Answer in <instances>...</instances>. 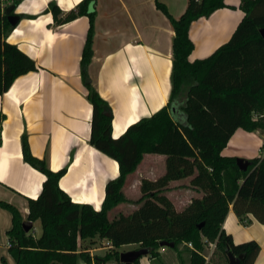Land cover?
Here are the masks:
<instances>
[{"label": "trees", "instance_id": "trees-1", "mask_svg": "<svg viewBox=\"0 0 264 264\" xmlns=\"http://www.w3.org/2000/svg\"><path fill=\"white\" fill-rule=\"evenodd\" d=\"M154 1L173 27L171 93L167 104L141 117L118 137L113 135L112 107L93 85L88 70L96 14L89 6L96 0H82L63 17H58L61 9L50 4L60 23L82 15L89 17L80 68L92 104L90 142L118 161L119 174L107 182L99 208L75 202L59 184L67 166L50 169L43 158L32 153L28 136L23 134V158L43 172L45 179L38 196L28 198L25 219L16 206L0 199V206L13 214L7 236L16 264H78L80 260L118 264V247L135 243L148 248V254L155 257L163 241L175 247L181 242L192 243L189 264L206 263L201 251L205 243H215L226 254L228 264H254L259 243L255 239L236 243L223 222L232 205L241 220L252 214L264 223V155L252 158L243 170L237 157L222 155L221 151L239 127L264 133V0H242L245 15L231 38L209 56L194 61L189 59L194 48L189 36L192 22L226 6L225 1L188 0L180 17L173 16L160 0ZM5 10L0 0V95L18 76L38 69L33 58L7 41L14 25ZM145 153L165 154L166 170L156 179L142 178V194L133 200L123 186ZM189 176L190 186L202 195L178 210L166 192L172 180ZM124 202L137 207L111 218L109 211ZM37 219L42 227L39 236L25 228V221ZM97 238L112 244L104 255H91L90 247L81 248ZM229 253L239 261L231 263ZM0 264H7L5 258Z\"/></svg>", "mask_w": 264, "mask_h": 264}, {"label": "crops", "instance_id": "crops-1", "mask_svg": "<svg viewBox=\"0 0 264 264\" xmlns=\"http://www.w3.org/2000/svg\"><path fill=\"white\" fill-rule=\"evenodd\" d=\"M14 1L3 0L5 7L14 4L12 13L19 15L7 41L33 58L38 69L18 76L0 95V199L16 206L25 219L28 198H34L33 192L38 196L42 188L45 174L23 158L22 135L27 134L32 153L43 158L50 169L67 166L59 184L73 201L94 205L93 201L76 197L95 196L101 206L106 184L118 176L119 164L90 142L92 104L80 68L89 17L82 15L60 23L50 10V4L55 3L62 11L58 17H63L82 0ZM160 1L175 17H180L188 5V0ZM224 1L226 6L192 22L189 36L194 48L190 61L205 58L226 43L244 17L242 0ZM89 9H95L96 14L93 58L88 70L93 85L112 107L114 135L117 116L120 124L131 118L136 122L167 104L172 89L173 27L154 0H96ZM128 126L130 123L120 134ZM221 154L249 162L263 156L264 133L239 127ZM104 160L112 161V171L104 169ZM165 170V154L145 153L136 170L127 175L124 192L134 198L129 188L133 178L139 198L141 178L156 179ZM190 179L170 182L167 194L178 210L202 195L190 186ZM31 223L40 225L36 230L39 236L40 220ZM12 225V212L0 206V262L5 258L7 264H16L7 236ZM223 228L236 243L255 239L261 249L254 264H264V223L252 214L241 220L231 205ZM191 249L187 242L176 247L160 246L157 256L143 255L138 264H189Z\"/></svg>", "mask_w": 264, "mask_h": 264}, {"label": "rangeland", "instance_id": "rangeland-1", "mask_svg": "<svg viewBox=\"0 0 264 264\" xmlns=\"http://www.w3.org/2000/svg\"><path fill=\"white\" fill-rule=\"evenodd\" d=\"M103 165L107 166L106 168H104L105 170L112 171V168H113L112 161L104 160L103 161ZM130 179H131L130 180V185H129V188L131 189L130 193H131V196L134 197V198H131V199L136 200L138 198H136L137 194L135 193L136 190H135V186L133 185L135 182L132 181L133 178H130ZM170 189H171V187H170ZM166 194H167V192H166ZM170 199L172 200V198H170ZM93 203H94V205L96 204L95 202H93ZM173 203H174V201H173ZM97 204H99L98 206L100 207V201L97 202ZM136 207H137V205H135L134 203H126L125 202V204H123L120 208L112 209L110 211V217L112 218V217L116 216L121 211L125 212V213H129L132 210H134ZM25 223L32 224L31 222H28V221H25ZM39 227H40V225H38L37 223H35V225L32 224L31 229H30V233L34 234L35 236L38 235L36 230ZM104 242L105 241L103 239L97 238L95 240V242H93L92 244L90 242L83 243L81 245V248L90 247L89 251H90L91 255H104L109 250V248L106 247V244ZM101 248H103V249H101ZM137 248H139L138 244L137 245L129 244V245H125L123 247H118L117 249L121 253L122 251H127V250L137 249ZM201 251H202V254L205 256L206 261H207V263H205V264H228V259H227L226 254L220 248H218L215 243H212V244L205 243V245H204V247H203V249ZM81 261H83V260H80V262ZM119 261H120V259H119ZM139 261H140V259H139ZM139 261H138V263H139ZM83 262H85V261H83ZM112 262H114V261H110L107 264H112ZM85 264H87V263L85 262ZM118 264H123V263L120 261V262H118Z\"/></svg>", "mask_w": 264, "mask_h": 264}, {"label": "water", "instance_id": "water-1", "mask_svg": "<svg viewBox=\"0 0 264 264\" xmlns=\"http://www.w3.org/2000/svg\"><path fill=\"white\" fill-rule=\"evenodd\" d=\"M14 7H15L14 4L9 5L8 7H6V10H5L8 15V20L12 25H16L17 21L19 20V15L12 13V11L14 10ZM261 33L264 35V28L261 29ZM237 163L239 167L243 170H246L248 168V165L250 164L249 161H245L243 158H237ZM31 226L32 224H27L25 227L26 230L27 231L30 230ZM160 245L164 246V245H173V244H169L163 241L161 242ZM148 253H149V249L146 247L122 251L120 253V261L123 264H133L136 259H139L141 256L147 255ZM229 258H230L231 263H235L239 261V258H235V256L231 253H229Z\"/></svg>", "mask_w": 264, "mask_h": 264}, {"label": "bare ground", "instance_id": "bare-ground-1", "mask_svg": "<svg viewBox=\"0 0 264 264\" xmlns=\"http://www.w3.org/2000/svg\"><path fill=\"white\" fill-rule=\"evenodd\" d=\"M74 1V0H73ZM62 4H64V2H62ZM67 4V3H66ZM44 22V21H43ZM47 23V22H46ZM45 23V24H46ZM40 24H41V22H40ZM120 119H119V116H117L116 118H115V137H118L119 136V134L122 132V130L125 128V125L126 124H128V123H130V125L131 124H133L134 123V121H133V118H131L130 119V121H128L127 123H125V124H120V121H119ZM83 188H85V184H82L81 185ZM33 194H34V198H36L37 197V195L35 194V192H33ZM76 199H82V200H88V201H93V202H95L96 204V207L97 208H99V204H97V201L95 200L96 198H95V196H92V197H76Z\"/></svg>", "mask_w": 264, "mask_h": 264}, {"label": "built area", "instance_id": "built-area-1", "mask_svg": "<svg viewBox=\"0 0 264 264\" xmlns=\"http://www.w3.org/2000/svg\"><path fill=\"white\" fill-rule=\"evenodd\" d=\"M106 247H112V244L109 240L105 241ZM192 246V243H189ZM112 264H116L115 262H112Z\"/></svg>", "mask_w": 264, "mask_h": 264}]
</instances>
